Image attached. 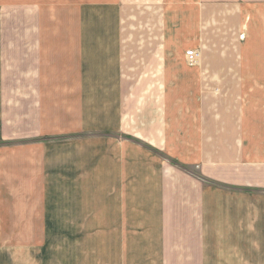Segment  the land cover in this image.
<instances>
[{"label": "crops", "instance_id": "0c3cea01", "mask_svg": "<svg viewBox=\"0 0 264 264\" xmlns=\"http://www.w3.org/2000/svg\"><path fill=\"white\" fill-rule=\"evenodd\" d=\"M167 1L137 34L119 0H71L51 45L39 7L0 6V139L18 142L49 90L40 121L64 132L44 144L101 143L68 184L118 192L98 209L76 199L63 226L10 232L51 242L0 264H264V0Z\"/></svg>", "mask_w": 264, "mask_h": 264}, {"label": "rangeland", "instance_id": "374dc122", "mask_svg": "<svg viewBox=\"0 0 264 264\" xmlns=\"http://www.w3.org/2000/svg\"><path fill=\"white\" fill-rule=\"evenodd\" d=\"M163 1L119 0L125 21L131 18L135 22L137 34H143L146 18L151 21L157 15L159 16ZM170 2L173 3L175 0ZM11 3L25 6L29 4L40 8L45 22H51V30H49L48 24L41 26V37L39 38L41 41L50 42V45L51 36L49 35L55 25L52 23V18H55L54 21L62 19L60 22H63V19H66L64 18L65 12L72 5L71 0H0V6L12 5ZM41 23L44 22L41 20ZM15 29L16 27H14ZM34 35L33 32L29 33V36L35 40L36 36ZM243 37L242 35L241 38ZM30 46L33 47L32 44ZM30 54H33V51L30 50ZM49 88L51 89V87ZM47 91L42 90L41 94L43 101H41L42 107L40 106V108L44 110L39 112V110H35L36 106L34 108L30 106L26 109L29 114L24 113L26 122L18 123L23 126L20 128L21 130H18L19 141L14 143L10 141L14 139H10L9 136L0 139V251H7L8 254L26 251L38 247L40 244L51 242V234H9L10 232L63 226L62 216L65 211H81L85 206V204L78 203L76 199L80 200L86 196L91 200L86 203L84 209H87V205L98 209L101 204H104L101 203L103 200H111L114 194H118L117 190L111 194L98 195L94 190L92 194H85L83 191L86 187H82L80 184H77L78 186L68 184L69 178L72 179L77 175L74 174L76 173L75 168H78L80 163H87L92 167L95 165L97 159L95 160L94 157L98 143L99 146L101 143L89 139L92 146L85 149V153L82 154L79 152V140L68 139L65 141L64 137H58L53 139L55 143H51V147L45 145L42 138L48 134L64 132L63 127L58 123L51 124V129L46 122L40 121L46 114V109L51 110V98L48 97L51 94L49 95ZM31 135L36 137L31 140L29 139ZM70 146L73 151L78 148L73 152L76 155H72L71 162L68 159L65 160L63 156L64 148L70 149ZM57 152L60 153L56 154ZM49 153L51 155H48ZM92 154L94 155L91 156ZM123 190L124 192H120V195L125 194L127 188H123ZM144 190L135 187L127 194L149 195ZM23 227L29 229H17Z\"/></svg>", "mask_w": 264, "mask_h": 264}, {"label": "built area", "instance_id": "2783aa9c", "mask_svg": "<svg viewBox=\"0 0 264 264\" xmlns=\"http://www.w3.org/2000/svg\"><path fill=\"white\" fill-rule=\"evenodd\" d=\"M198 58H199V53L196 51L191 50L186 53V59L189 65H195L198 61Z\"/></svg>", "mask_w": 264, "mask_h": 264}]
</instances>
